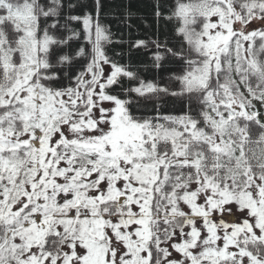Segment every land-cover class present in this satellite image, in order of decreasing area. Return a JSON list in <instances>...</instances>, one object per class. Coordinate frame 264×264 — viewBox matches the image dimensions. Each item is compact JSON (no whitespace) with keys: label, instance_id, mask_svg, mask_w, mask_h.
<instances>
[{"label":"snow or ice","instance_id":"snow-or-ice-1","mask_svg":"<svg viewBox=\"0 0 264 264\" xmlns=\"http://www.w3.org/2000/svg\"><path fill=\"white\" fill-rule=\"evenodd\" d=\"M0 264H264V0H0Z\"/></svg>","mask_w":264,"mask_h":264}]
</instances>
